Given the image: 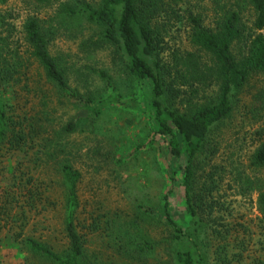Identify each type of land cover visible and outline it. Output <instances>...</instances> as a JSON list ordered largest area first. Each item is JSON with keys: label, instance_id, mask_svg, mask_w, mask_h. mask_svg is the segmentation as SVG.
<instances>
[{"label": "trees", "instance_id": "trees-1", "mask_svg": "<svg viewBox=\"0 0 264 264\" xmlns=\"http://www.w3.org/2000/svg\"><path fill=\"white\" fill-rule=\"evenodd\" d=\"M33 1L44 4L48 0ZM210 2L208 15L206 7L192 5L190 0H99L92 5L81 3L75 9L63 6L50 23L27 18L18 32L12 12L1 9L7 0H0V188L5 185L0 189V233L7 231L0 244L13 250L21 245L51 264H85L76 191L81 175L71 159L59 158L66 153L59 137L68 138L78 124L68 122L56 134L51 129L48 136V127L52 128L48 114L40 118L19 114L9 99L20 96L24 88H17L22 84L27 88V71L35 64L57 97L84 106L97 118L103 110L102 99L75 93L68 68L50 52L60 28L74 31L87 27L92 36L86 47L100 44L113 50L130 79L147 83L154 133L162 138L168 156L185 161L180 186L190 227L184 232L173 221L167 194L155 208L139 211L163 224L169 238L189 243V249L176 254L177 264H204L199 251L210 240L215 246V263L240 261L252 232L242 240L232 238L230 232H235V227L224 223L227 207L221 200L224 187L242 197L256 193L255 208L264 217L262 180L249 176L245 169L264 168V141L245 167L232 156L218 159L219 142L214 135L232 117L239 96L247 90L248 108L257 114L264 111V87L254 84L256 78H264V0ZM183 29L192 51L171 50L166 39ZM28 147L35 149L34 154H28ZM41 157L55 161L59 193L52 199L29 175L28 164L44 160ZM49 208L58 209L60 217L65 243L59 249L48 242L23 238L20 233L34 215ZM113 222L107 221L106 230L114 238H131L122 247L123 254L139 259L152 252L147 234L133 235L136 220L126 223L130 225L123 233L112 228ZM202 235L204 240L199 239ZM136 236L141 243L136 242ZM191 249L197 254L195 262Z\"/></svg>", "mask_w": 264, "mask_h": 264}, {"label": "rangeland", "instance_id": "rangeland-1", "mask_svg": "<svg viewBox=\"0 0 264 264\" xmlns=\"http://www.w3.org/2000/svg\"><path fill=\"white\" fill-rule=\"evenodd\" d=\"M98 1L48 0L38 4L33 0H7L1 9L12 12L16 31L20 32L27 18H38L50 23V19L57 17L63 6L75 9L81 3L92 5ZM190 1L192 5L206 7L210 15L211 0ZM60 29L51 42V55L68 68L69 84L75 93L85 98L102 99L103 110L100 115L94 119L84 106H76L57 97L35 64L27 71V88L22 84L17 88H24L19 91L20 96H10L9 100L19 114L26 113L37 118L48 114L52 120V128L48 127L47 130L48 136L51 129L56 134L68 122L78 124L77 131L68 138L59 137V143L66 152L59 158L66 156L71 159L74 169L81 175L76 191L80 203L78 231L84 241V263L177 264L176 254L189 249V243H178L169 238V231L163 224L154 219L149 220L139 211L142 207L155 208L162 195L167 194L173 221L184 232L190 227L191 219L185 213L183 188L180 186L185 161L168 156L162 138L154 133L149 106L150 88L146 82L130 79L113 50L100 44L93 48L86 47L92 36L87 27L74 31L63 27ZM166 41L171 50H191L184 29L171 34ZM254 84L256 88L264 87V78H256ZM248 93L249 90L239 96L232 117L214 135L219 142L218 159L232 156V160L245 167L248 166L251 153L264 141V111L257 114L248 108ZM27 149L29 155L34 154L35 149ZM28 167L29 175L34 180L32 183L41 184L49 199L57 197L59 190L55 161H45L44 158L34 165L28 164ZM245 169L249 176L261 179L264 186V168L255 171ZM4 186L1 185L0 189ZM224 190L225 196L221 200L227 207L224 223L229 228L235 227V232H230L232 238L242 240L252 232V240L240 261L230 264H264V217L255 208L257 194L242 197L235 190L228 191L227 187ZM18 197L20 201L23 200ZM57 210L49 208L46 212L34 215L20 232L23 238L48 242L59 249L65 240ZM108 220L114 221L115 226L112 228L121 233L130 225L126 223L136 220L137 227L132 230L133 235L135 232L147 234V239L153 245L152 252L139 259L134 255L123 254L122 247L131 238L127 240L122 236L121 241L114 238L110 230H106ZM6 232V229L1 231L0 240ZM137 237L136 242L141 243ZM203 238L204 235L199 236V239ZM209 242L207 247L200 249L199 254L204 264H217L214 261L216 255L212 253L215 246L211 240ZM191 251L195 262L197 254ZM0 264L51 263L27 252L21 245L13 250L0 244Z\"/></svg>", "mask_w": 264, "mask_h": 264}]
</instances>
